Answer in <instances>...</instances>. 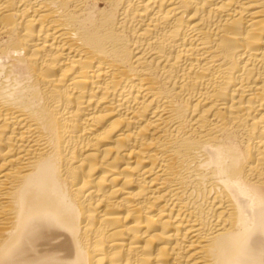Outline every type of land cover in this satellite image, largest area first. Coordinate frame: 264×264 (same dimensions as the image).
Masks as SVG:
<instances>
[{
  "label": "bare ground",
  "instance_id": "6f19581e",
  "mask_svg": "<svg viewBox=\"0 0 264 264\" xmlns=\"http://www.w3.org/2000/svg\"><path fill=\"white\" fill-rule=\"evenodd\" d=\"M0 264H264V0H0Z\"/></svg>",
  "mask_w": 264,
  "mask_h": 264
}]
</instances>
